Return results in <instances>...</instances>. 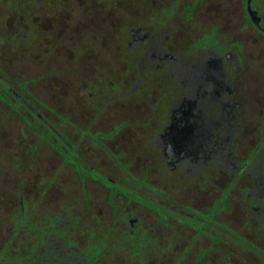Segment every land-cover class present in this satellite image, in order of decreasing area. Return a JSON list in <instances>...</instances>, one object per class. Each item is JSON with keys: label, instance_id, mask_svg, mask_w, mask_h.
<instances>
[{"label": "flooded vegetation", "instance_id": "obj_1", "mask_svg": "<svg viewBox=\"0 0 264 264\" xmlns=\"http://www.w3.org/2000/svg\"><path fill=\"white\" fill-rule=\"evenodd\" d=\"M0 264H264V0H0Z\"/></svg>", "mask_w": 264, "mask_h": 264}]
</instances>
